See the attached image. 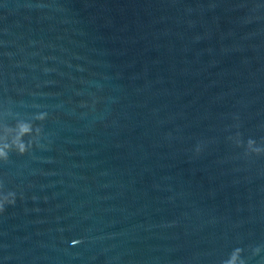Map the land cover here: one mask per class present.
<instances>
[{"label":"water","instance_id":"95a60500","mask_svg":"<svg viewBox=\"0 0 264 264\" xmlns=\"http://www.w3.org/2000/svg\"><path fill=\"white\" fill-rule=\"evenodd\" d=\"M18 120L0 264H264V0H0Z\"/></svg>","mask_w":264,"mask_h":264},{"label":"clouds","instance_id":"9594fccd","mask_svg":"<svg viewBox=\"0 0 264 264\" xmlns=\"http://www.w3.org/2000/svg\"><path fill=\"white\" fill-rule=\"evenodd\" d=\"M48 118L47 113H38L35 116L36 120L41 122ZM3 128H7L10 132L14 133L11 140L7 136H3V131H0V161L7 162L10 158V153L15 151L18 154H26L30 149L38 143L39 138L43 135V128L36 126L33 122L18 120L14 127L3 125ZM25 137H31L30 140L26 141ZM237 143H241L237 141ZM247 149L249 154L255 153L257 155L264 154V147H259L256 141L249 139L247 142ZM16 203V193L15 192H4L3 183L0 182V214L6 211V206L14 205ZM74 244H79L81 241H74ZM256 253L260 252V249H255ZM243 249H234L229 258L226 259L223 264H246L245 259L242 256Z\"/></svg>","mask_w":264,"mask_h":264}]
</instances>
